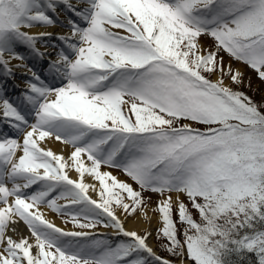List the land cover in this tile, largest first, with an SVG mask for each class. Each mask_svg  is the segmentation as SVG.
Segmentation results:
<instances>
[{"label": "snow or ice", "instance_id": "6c2138e0", "mask_svg": "<svg viewBox=\"0 0 264 264\" xmlns=\"http://www.w3.org/2000/svg\"><path fill=\"white\" fill-rule=\"evenodd\" d=\"M62 12L67 33L41 52L52 33L30 30ZM13 61L25 88L15 104L0 83V264H264V98L239 90L231 63L264 82V0H0V73L14 79ZM146 193L171 258L125 226L152 219Z\"/></svg>", "mask_w": 264, "mask_h": 264}, {"label": "bare ground", "instance_id": "6f19581e", "mask_svg": "<svg viewBox=\"0 0 264 264\" xmlns=\"http://www.w3.org/2000/svg\"><path fill=\"white\" fill-rule=\"evenodd\" d=\"M63 18L64 17V12H62V14L57 17V23L55 26H51V27H36L31 29L30 31L32 32V34H38L40 32H50L52 33L51 37H42L40 39V41L37 44V47L40 49L41 52L44 53H48V52H53L54 49L52 48L53 44H59V41H57L55 39V37L57 35L60 34H66L67 33V27L63 28L64 25H66V18L65 19H58V18ZM62 21V23H61ZM22 54L25 55L27 57V63L29 65V67L33 68L37 73L41 74L42 76H48L49 78V83H52L51 77L49 76V74L46 71L45 68V61L42 59H39L37 57L32 56L27 50H24L23 48L21 49ZM21 63L20 61H13L12 62V66L13 69L15 71V78H8L5 75H3L2 73H0V83H3L5 85V93L4 95H6L7 98H11L13 99V102L19 103L20 101V94L23 92L25 85H24V81H23V75H24V69L23 68H16L15 65ZM56 83H60L59 80L55 81ZM3 125V124H2ZM2 125L0 124V128L2 127ZM48 147H50L52 150L56 151V152H60L61 149H64V154L67 155V153L70 151V148H64L63 145H61L59 142L57 141H49L48 142ZM71 176L73 178H76V174L73 172L71 173ZM120 179L124 180L122 177H119ZM85 182L86 183H92L94 181H92V178L85 176ZM90 195L93 196V198H96L95 193H92L90 191L89 193ZM63 202V201H62ZM64 203V202H63ZM42 211L45 212L46 217L53 221L57 226L61 227V228H65L63 222L55 215L53 214V212L49 209H42ZM152 219L147 222L146 220H144L143 215L137 217L136 219H132V218H128L125 219V226L127 229L129 230H138L140 232H143L144 229H149L152 230L154 232V230L156 229L157 226V220H156V216H152ZM20 231L27 235L28 230L26 228V226H24L23 224L20 225ZM149 244L151 247L154 246V242L152 240V238L149 240Z\"/></svg>", "mask_w": 264, "mask_h": 264}, {"label": "rangeland", "instance_id": "374dc122", "mask_svg": "<svg viewBox=\"0 0 264 264\" xmlns=\"http://www.w3.org/2000/svg\"><path fill=\"white\" fill-rule=\"evenodd\" d=\"M63 28H65L63 26ZM204 43H208L207 40H204L203 41ZM226 62H227V59H226ZM231 63L233 64L234 67L236 68H240L243 72H244V84L240 86V89H244L245 91H248V92H252L253 89H255L259 95L258 97H262L264 98V82H262L261 80H259L257 78V76L255 75L254 72H252L251 70H249L247 67H245L244 65L236 62V61H231ZM107 170V169H105ZM113 171V174L118 176V177H122L124 180L128 179L122 172H120L119 170H112ZM131 183V181H129ZM134 187H136L134 185ZM146 197L148 195H151V201L148 202L147 204V212H148V216L149 217H152L153 215L154 216H158V211H153V208H155L156 204H157V201L159 200V197H157L156 195L154 194H150V193H146L145 194ZM63 203V202H61ZM57 217H59L60 220L63 221L64 225H65V228L67 229H71V230H79V229H73V225L72 223H65L64 221L69 219L68 217H64V216H61L57 213H54ZM144 220H146L147 222H149L150 220L146 219L144 216H143ZM198 218V217H197ZM64 219V220H63ZM158 226V225H157ZM156 226V227H157ZM107 230H111L112 232H114L113 229L111 228H103V227H100V228H97L95 229V231L97 233H105ZM115 234V232H114ZM103 238V237H101ZM152 240L153 242L155 243L156 247L158 248V243L159 241L161 240H158L156 239V236H155V231H154V235L152 237ZM169 258V257H168Z\"/></svg>", "mask_w": 264, "mask_h": 264}, {"label": "trees", "instance_id": "16d2710c", "mask_svg": "<svg viewBox=\"0 0 264 264\" xmlns=\"http://www.w3.org/2000/svg\"><path fill=\"white\" fill-rule=\"evenodd\" d=\"M239 90L245 92L249 97H251L257 103H259L262 99V97H258L259 93L255 89H253L252 92L245 91L244 89H239ZM158 246L161 256L168 257V254L164 250V241L162 239L159 241Z\"/></svg>", "mask_w": 264, "mask_h": 264}]
</instances>
